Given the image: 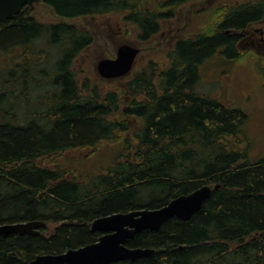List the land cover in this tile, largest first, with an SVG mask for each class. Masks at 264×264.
I'll list each match as a JSON object with an SVG mask.
<instances>
[{
  "label": "trees",
  "instance_id": "1",
  "mask_svg": "<svg viewBox=\"0 0 264 264\" xmlns=\"http://www.w3.org/2000/svg\"><path fill=\"white\" fill-rule=\"evenodd\" d=\"M195 1L46 3L66 19L120 14L145 42ZM31 10L0 22V64L6 66L0 70V225L43 221L46 227L40 235L0 236V264H27L95 243L102 236L91 228L97 218L158 209L217 184L190 220L171 218L128 242L154 249L152 257L113 264H264V155L251 153L247 112L200 87L210 60L243 59L242 33L264 20V0L220 8L214 28L175 41L162 69L151 64L131 80L136 99L125 106L116 92L85 95L77 78L74 63L94 42L91 32L39 23ZM119 112L143 120L132 135L131 157L120 153L97 174L61 165L69 152L128 143L130 127L113 120ZM48 224L59 225L46 233Z\"/></svg>",
  "mask_w": 264,
  "mask_h": 264
},
{
  "label": "rangeland",
  "instance_id": "2",
  "mask_svg": "<svg viewBox=\"0 0 264 264\" xmlns=\"http://www.w3.org/2000/svg\"><path fill=\"white\" fill-rule=\"evenodd\" d=\"M256 1L196 0L183 6L173 19L164 21L161 31L145 42L139 39L134 25L127 24L117 13L66 19L56 15L46 2H41L31 8V16L42 24L69 23L91 32L94 42L79 54L74 63L77 78L81 86L87 88L85 95L96 90L104 98L107 93L116 92L125 106L136 99L129 90L131 80L151 64L157 70L162 69L167 63L166 53L175 41L194 37L199 32L214 28L218 20L215 16L220 8ZM242 37L238 50L243 54V59L231 62H227L225 58L210 60L201 70L200 87L220 95L227 104L247 112L249 117L245 130L251 144V153L264 155V20L251 24L242 33ZM124 44L141 50L132 72L122 78H103L98 72L99 62L115 59L118 48ZM30 59L33 60L34 57L30 56ZM3 67L6 66L0 64V70ZM113 120L125 121L130 127L124 134L128 143L119 140L101 143L96 149L69 152L60 158L61 165L80 173L97 174L105 170L120 153L124 154V158L131 157L132 147L136 146L132 135L142 127L143 120L125 117L121 112ZM48 225L46 233L52 232L59 224Z\"/></svg>",
  "mask_w": 264,
  "mask_h": 264
},
{
  "label": "water",
  "instance_id": "3",
  "mask_svg": "<svg viewBox=\"0 0 264 264\" xmlns=\"http://www.w3.org/2000/svg\"><path fill=\"white\" fill-rule=\"evenodd\" d=\"M47 0H0V22L13 20L26 6L34 7ZM140 49L129 44L121 45L115 59H104L98 64V72L105 79H117L128 76L135 65ZM213 188L203 185L190 194L179 196L158 209H142L129 213H115L97 218L91 225L102 236L97 242L70 249L61 254L36 256L27 264H113L122 261H136L143 257H152L154 249L129 248L128 242L137 234L150 230L158 231L171 218L181 221L190 220L199 212L209 199ZM46 227L43 221H30L0 225V236L40 235Z\"/></svg>",
  "mask_w": 264,
  "mask_h": 264
},
{
  "label": "bare ground",
  "instance_id": "4",
  "mask_svg": "<svg viewBox=\"0 0 264 264\" xmlns=\"http://www.w3.org/2000/svg\"><path fill=\"white\" fill-rule=\"evenodd\" d=\"M258 155H259V154H258ZM259 157H260V156H259ZM257 158H258V157H257ZM251 159H253V158H251ZM254 159H255V158H254ZM254 159H253V160H254Z\"/></svg>",
  "mask_w": 264,
  "mask_h": 264
}]
</instances>
